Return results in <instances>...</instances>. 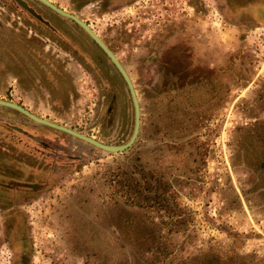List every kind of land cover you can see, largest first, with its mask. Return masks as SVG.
<instances>
[{"label": "rangeland", "instance_id": "obj_1", "mask_svg": "<svg viewBox=\"0 0 264 264\" xmlns=\"http://www.w3.org/2000/svg\"><path fill=\"white\" fill-rule=\"evenodd\" d=\"M49 1L140 128L0 105V264H264V0ZM0 99L134 126L38 0H0Z\"/></svg>", "mask_w": 264, "mask_h": 264}, {"label": "water", "instance_id": "obj_2", "mask_svg": "<svg viewBox=\"0 0 264 264\" xmlns=\"http://www.w3.org/2000/svg\"><path fill=\"white\" fill-rule=\"evenodd\" d=\"M38 1L47 5L49 8L53 9L58 14H60L64 17H67V18L71 19L72 21H74L75 23H77L93 39V41L103 50V52L109 57L111 62L114 64L116 69L119 71V73L123 77V79H124V81L128 87V90H129V93L131 96V100L133 103V107H134V126H133V130H132V134L129 137V139L121 145H108V144L102 143L100 141H97V140H95V139H93L87 135H84L78 131H75L71 128H68L64 125H61V124L40 118L17 103L0 99V105L13 108V109L19 111L23 115L29 117L30 119H32L38 123H42V124H45V125L50 126L52 128L64 131V132H66V133H68V134H70V135H72L78 139H81V140H83V141H85V142H87V143H89V144H91L97 148H100L104 151L117 153V152H123V151L127 150L135 142V140L138 136V133H139V128H140L139 103H138V99H137L133 84H132L129 76L127 75L126 71L124 70V68L122 67L121 63L118 61L116 56L112 53V51L103 43V41L93 32V30L84 21L79 19L74 14L69 13V12L57 7L56 5L51 3L49 0H38ZM20 2L24 5V3L22 1H20Z\"/></svg>", "mask_w": 264, "mask_h": 264}, {"label": "flooded vegetation", "instance_id": "obj_3", "mask_svg": "<svg viewBox=\"0 0 264 264\" xmlns=\"http://www.w3.org/2000/svg\"><path fill=\"white\" fill-rule=\"evenodd\" d=\"M1 204V207H0V209L2 208V206H5V205H7L8 203L6 202H1L0 203ZM14 209H15V207H14ZM17 213V211H15L12 215H8V216H11V217H9V220L12 222L13 221V215H15ZM11 231H12V228H11ZM16 232H18V229L16 230Z\"/></svg>", "mask_w": 264, "mask_h": 264}]
</instances>
